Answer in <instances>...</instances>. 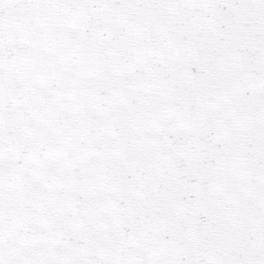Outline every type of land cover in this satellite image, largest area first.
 Listing matches in <instances>:
<instances>
[{
    "label": "snow or ice",
    "instance_id": "1",
    "mask_svg": "<svg viewBox=\"0 0 264 264\" xmlns=\"http://www.w3.org/2000/svg\"><path fill=\"white\" fill-rule=\"evenodd\" d=\"M0 264H264V0H0Z\"/></svg>",
    "mask_w": 264,
    "mask_h": 264
}]
</instances>
